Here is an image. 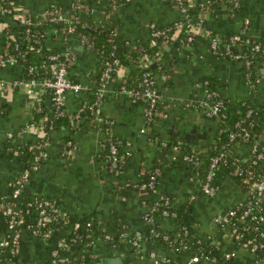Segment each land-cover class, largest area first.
<instances>
[{"label":"crops","instance_id":"1","mask_svg":"<svg viewBox=\"0 0 264 264\" xmlns=\"http://www.w3.org/2000/svg\"><path fill=\"white\" fill-rule=\"evenodd\" d=\"M9 1L15 8H25L35 17L50 5L59 7L63 14H73L70 0ZM113 1L117 4H112ZM238 2V6L233 8L225 1L215 0L213 12L201 14L205 25L211 32L226 35L240 30L247 18L246 33L252 38L263 39L264 0ZM83 5L82 14L87 17L85 23L88 27L110 29L121 42L133 49L150 39V22L160 27L171 26L180 21L181 16L170 0H84ZM5 37V22L0 20V56ZM204 40L201 36L195 38L191 49L179 53L168 77L158 80L159 114L148 128L143 103L132 101L120 91L126 70L120 66L113 74L102 98V113L113 120L115 136L130 142V146L122 151L131 152L124 156L117 175L109 170L107 164L104 146L107 133L101 124L89 117L84 118L81 126L71 133L73 145L68 158L62 154L66 148L65 137L70 134L68 128L60 126L51 132L49 144L45 147L46 156L31 172L24 185V193L51 197L71 219L89 215L100 228L105 227L109 220H116L122 226L140 229L144 223L142 212L146 204L151 203L150 199L155 200V194H141L135 184L144 173L160 165L162 172L158 193L170 195L173 206L188 201L192 193L196 195L189 216L195 235L218 246L221 255L234 251L226 264H264V252H252L237 243L228 227L222 228L214 221L226 208L243 201L246 192L242 184L226 170L219 169L216 173L217 191L213 195L204 194L197 189L196 183L188 180L190 165L179 155L173 158L175 152L171 148H162L157 143L158 139L175 143L193 133L198 134L196 140L187 141L204 148L215 138L216 121L208 118L203 109L183 104L186 99L203 98L202 86L199 88L196 82L207 80L209 86L231 106L233 115L241 113L247 101L254 106H264V75L250 84L242 62L229 55L212 53ZM40 47L43 52L64 51L67 47L72 49L74 59L67 67V76L84 87L79 91L65 92L64 109L71 112L87 102L96 88L103 55L97 49L86 46L79 36H66L62 29L46 34ZM40 53L32 56L38 65L42 57ZM26 59L27 54L14 63L0 66V152H4L0 153V196L7 198L28 160L20 149L32 148L42 137L41 126L30 124L33 122L32 107L41 97L42 87L30 86L25 82L14 84L15 80L24 77L23 64ZM255 118L258 124L256 130L264 133V113ZM236 150L242 155L249 153L244 143L236 146ZM31 215L36 216V211L33 210ZM66 224L53 230L49 238L33 235L28 229H23L16 253L1 252V264H51L50 250L59 240L66 239L70 229ZM159 224L168 233L177 227L166 216H161ZM6 226L5 216L0 209V241L6 236ZM93 236L96 244L93 253L95 264H102V258L117 256L121 258V264H153L152 252L170 260H183V257L189 256L188 252L184 255L176 253L170 241L156 247L148 242L136 256L126 253L123 246L111 249L95 234ZM63 251L75 256L76 245L69 244ZM218 262L219 259L217 262L204 259L201 264Z\"/></svg>","mask_w":264,"mask_h":264},{"label":"built area","instance_id":"2","mask_svg":"<svg viewBox=\"0 0 264 264\" xmlns=\"http://www.w3.org/2000/svg\"><path fill=\"white\" fill-rule=\"evenodd\" d=\"M84 0H70V7L73 14H63L59 7L55 5H50L46 8L39 16H33L25 8L17 9L9 0H0V14L5 15L7 13L13 14V17L20 20L21 23L26 25H34L42 22H61L65 25L62 27L51 26L41 33V36H46V34L54 33L57 29H62L65 35H76L79 36L81 42L86 44L90 48H95L93 42L84 34H74V23L80 20V14H82V8ZM172 4L178 8L180 12V21L173 24V28L170 32L165 31V27L157 26L154 22H150L148 27L150 28L151 43H155L156 37L163 38V42L168 40L170 37L169 33H172L173 38H177L178 32L182 29L187 30V36L184 42L180 45L179 53L184 49H191L192 43L197 37L209 38V47L212 53L217 55H229L234 59L242 62L246 69V78L250 84L257 82L262 75H264V59H258L252 57L254 53L260 52L264 54V41L261 39H255L250 37L246 33L248 19H244V23L240 30L231 32L230 34L223 36L218 33L211 32L210 29L205 25L204 17L201 16L202 13L213 12L214 6L209 7L208 1H202L199 4V19L193 21L190 19L189 6L192 0H170ZM230 3L231 7L236 8L239 4L238 0H221ZM112 4L116 5L117 2L113 1ZM5 22V21H4ZM84 24V23H83ZM171 27V26H169ZM5 44L3 46V53L0 56V66L6 64L14 63L23 58L29 51L33 53L41 52L40 59V70L42 72H49L48 76L34 77L29 76L26 79H17L14 81L16 83H28L30 86H40L49 90L51 93L52 105L56 116L66 117L67 122L70 127L77 130L81 125V112L88 109L91 112V117L93 121L99 123L103 126L107 133L106 142L104 144L106 148L107 164L110 171L114 174H118L122 167V162L124 156L129 155L131 152L127 150L126 152H119L118 147H128L130 142L126 141L120 137L115 136L113 132V120L106 117L102 113V98L104 92L107 90V84L112 78L113 74L118 67L121 66L119 58L115 55L113 51H110L106 57L104 66L100 71L99 81H97L96 88L94 89V98L91 101H87L74 111L67 112L64 109V97L65 92L79 91L84 86L75 80L70 79L67 76V67L73 61L74 54L72 49L67 47L64 51H55L44 53L40 47L41 36L30 37L26 36L25 39H31L28 47L22 50L21 46L16 43L9 49L11 38H15L14 33L8 32V23L5 22ZM108 41L112 42L115 35L114 31L109 29ZM169 34V35H168ZM197 34V35H196ZM17 39L23 41L22 35H18ZM98 50V49H97ZM249 54L251 57H249ZM160 59V53L154 56L146 54L141 57V65L149 64L152 62H157ZM49 61V63H46ZM174 66L166 67L162 70L160 74L155 76L143 73L142 78L139 82L138 88L127 87L124 83L120 85V91L125 93L132 101H140L144 105V116L146 118V128H148L152 122L156 119L159 114L158 104L160 102V94L158 91V80H165L168 77V73L172 71ZM35 71V66L29 64L27 68L28 73H33ZM196 86L203 91V98L201 99H186L184 101V106L186 107H198L204 110L206 116H214L219 120H226L227 110L224 109L227 103L225 99H214L213 96L217 95L214 89H211L209 82L204 80L202 82H196ZM39 100V99H38ZM34 110L40 109V102L36 103L32 107ZM254 113V105L247 101L244 103V110L241 113H237L235 117H238L235 126L239 129V134L241 136V143L247 145L249 153L247 155H242L237 152L234 147L232 148L229 144H222L219 148L214 146L211 147L214 150L208 156L209 162L208 166L204 168L203 166V156L208 150L207 147L200 148L197 145H190L189 148L185 149L182 145L177 142L169 144L167 140L158 139L157 143L162 148H171L175 153L172 155L176 158L177 155L190 165V171L188 173V180L197 184V189L207 195H213L217 191L216 183V173L219 169H224L221 167L222 163L228 160L232 161L233 171L232 174L240 176V182L245 189L246 197L243 201L238 202L236 205L226 208L220 215L215 218V222L218 226L224 228L228 227L231 235L238 241L239 244L245 246L252 252L260 253L264 252V171L255 174L252 169H247L243 163L251 159V163L264 164V133L258 132L252 126L255 121L251 116ZM34 122H30L33 124ZM253 124V125H252ZM36 125V124H35ZM145 128L142 129L144 132ZM237 133L232 131L229 133L230 140L235 139ZM216 141H212L215 143ZM49 144V139H41L38 144L34 145L39 148L38 152L34 154V159L31 165L23 168L20 175L15 179L11 195L13 197L18 196L21 190L24 188L25 183L28 181L30 174L35 170L42 158L46 156L45 147ZM66 148L63 151V156L68 158L72 153L73 140L68 139L65 141ZM211 144V143H210ZM209 144V145H210ZM237 145V146H238ZM129 149V148H128ZM218 149H220L218 151ZM225 170V169H224ZM162 169L160 165H156L152 169L148 170L149 177L147 180L137 182L135 187L139 193H147L156 195L155 200L146 204L144 211L142 212L143 221L151 224L153 222V211L156 206L161 203L160 214L166 217H172L176 215V211L172 208L171 197L163 192L158 193L159 178ZM196 195L192 193L188 198V202L194 199ZM35 208L37 213L36 216L31 218H26L24 216L23 208L16 207L15 202L11 201L7 197L0 196V209L2 210L6 222H7V233L6 236L0 241V264L2 263L1 252L6 253L5 249H8L7 253L11 255L15 254L18 248L19 236L23 229H28L33 235H38L42 238H49L53 232L52 227L47 223L49 219H57L67 221L69 215L62 211L53 199L42 198L34 201H27L26 206H32ZM30 210V209H28ZM52 212V215L50 214ZM252 215V222L248 221L246 218ZM25 224V225H23ZM90 222H87L89 225ZM24 226V227H23ZM79 221L73 223V235L69 240L61 239L56 244H54L50 250V262L51 264H74V258L68 255L63 250L68 248L69 244L76 245V241L79 237L76 230L79 228ZM183 233L187 234V229L183 227ZM123 236H126L128 230L126 227L123 228ZM155 236L159 235L153 228L150 230ZM139 235V232L136 233ZM89 245H95V238L90 235ZM108 238L109 235H106ZM164 240L168 239L166 234H162ZM183 241V239H180ZM132 243L134 246L140 250V245L137 238H133ZM181 247L183 249L187 248V243L181 242ZM177 248V247H176ZM234 254V251L224 253L222 255V261L219 264H226ZM152 257L153 264H170L171 260L166 257H159L154 252L150 253ZM8 257V256H7ZM10 257V256H9ZM208 259L210 261H216L217 258L212 255H205L203 258L197 253L190 254L186 259L182 261H174L172 264H201L202 260ZM126 264V263H123Z\"/></svg>","mask_w":264,"mask_h":264},{"label":"trees","instance_id":"3","mask_svg":"<svg viewBox=\"0 0 264 264\" xmlns=\"http://www.w3.org/2000/svg\"><path fill=\"white\" fill-rule=\"evenodd\" d=\"M202 1H208L209 7H211V5L213 7L215 4V0H193V3L191 2L190 4H187L189 6V15H190L191 20L197 21L199 19V10H200L199 4ZM0 20L8 23V28H7L8 32L14 33L16 36L15 38H11L10 40V46H9L10 50L12 46L15 45L16 43H18L21 46L22 50H25L28 47V44L31 42V39H27V38L25 39L24 37L26 36H30L33 38L39 37L41 36L40 34L43 33L44 30L48 27H51V26L62 27L65 25L64 23L59 24L58 22L51 23V24L49 22H42V23L34 24V25H26L24 23H21L20 20L15 19L13 17L12 12L7 13L5 15L0 14ZM86 20H87V17L84 14H80V20L74 23V31H73L74 34L82 33L86 35L93 42L95 49H98V51L103 55V58L101 59V63H100L101 67L99 68L100 71L104 66L106 55L110 51H113L115 55L119 58L121 67H124V69L126 70L124 73L125 79L122 83H124L127 87H130V88L139 87V82L144 72L149 75L155 76L157 74H160L164 68L169 67V66H174L175 60L177 56L179 55V49L181 47L180 45L184 42L187 36V30L182 29L178 32L177 38H173V36H171L172 33H169L170 37L165 42H163V38L156 37L155 43H151L152 39L150 37V39L148 38L147 41H142L139 46L133 49L132 47H130V45H127V43H124L123 41L121 42L120 39L117 37V35H114L113 41L109 42L107 40L109 36L108 35L109 29H106L104 27L103 28H90L85 23L87 22ZM169 26H165V29H166L165 31L169 32L170 30L171 32L173 28V24L171 25V27ZM18 35H22L23 41L21 39H17ZM226 35H223V36H226ZM44 37L45 36H41V39H43ZM205 39L206 40L204 41L207 44V47L210 49L209 47L210 39L208 37ZM261 40L264 41V38ZM49 52H53V51H46L44 53L46 54ZM159 53H160V59H158L155 65H152L151 63L146 64V65L140 64L141 57L143 55L149 54V55L154 56ZM27 55H28V59H26V61L23 64V66L25 67L23 69L24 77H22V79H26L29 76H34V77L39 78L42 76L49 75V72H42L40 70L41 68L38 65V63L32 60V56L34 55L32 51H29ZM249 57H251L250 54H249ZM252 57L258 58V59H264V54L260 52H256L254 53ZM46 63H49V61H46ZM29 64H33L35 66V71L33 73L27 72V68ZM100 71H99V74L97 75V81H99ZM210 88L212 89L213 87L210 86ZM41 97L39 98V100H37L40 102V109L34 110L32 108L33 110H32V119H31L36 125L41 126V130H42L41 139H49L51 132L54 131L56 128H59L60 126L67 127L70 132V134L65 137V141L68 139H72L71 133H73L76 130L70 127L69 123L66 120V117L56 116L54 107L52 105L51 93L49 92V90L42 88ZM93 98H94V92L90 94L89 101H91ZM213 98L214 99H218V98L224 99L219 94L214 95ZM78 107L79 106H77L76 108ZM224 109L227 110L226 120L222 121V120H219L217 117L214 118V121H216V128H215V138H213V140L216 142L212 143L213 141L212 140L208 143V147H207L208 150L203 156L204 168L208 166V162H209L208 156L210 155V153L214 152V150L211 149L212 146L219 148L222 144H229L231 145L232 148L234 147V149H236V146L238 145V143H241L242 138L239 134V129L238 127L235 126V123L238 120L237 119L238 117H235V115H233V113L231 112V106H228L227 103L225 104ZM260 113H264V106H254V113L251 116V118L252 119L254 118V121H255L254 125L252 124L253 125L252 127L254 129H256L258 126L255 117ZM91 115L92 114L88 109L83 110L81 112V121L84 118L91 117ZM207 117L212 118V116H207ZM232 131H235L237 135L235 139L230 140L229 133ZM167 141L169 144L173 143L172 140H167ZM262 141H264V139ZM38 142L36 144H38ZM176 142L182 145L183 148L185 149L189 148L191 145V142L187 141V139L176 141ZM123 149L124 148L122 147H118L119 152H122ZM20 150H22L21 153L25 154L28 158V160L25 162L24 167H23L25 168L31 165V162L34 159V154L38 152L39 148H37L36 146H33L32 148H28V149L21 148ZM219 150L220 149H218V151ZM0 153L3 154L4 152H0ZM250 160L251 159L249 158L243 163V165L247 169L249 170L252 169L255 174H259L264 171V164L263 165L260 164L259 166V164L251 163ZM160 167L162 168V166ZM221 167H223L227 172H229L232 175V177H234V179L237 180V182L241 183L240 176L231 173L233 171L232 170L233 164L231 160H228L227 162L222 163ZM148 177H149V173H144V175L139 180V182L143 180H147ZM186 197L187 195H185V198ZM42 198L52 199L51 197H47V196H36V195H31V194L26 195L24 193V188L21 190L18 196L13 197L11 194L8 196V199L15 202V208L16 207L23 208L24 216L28 219L33 217L31 215V212L35 210V208H33V205L26 206V202L30 200L36 202L37 199H42ZM193 200L194 199H192L190 202L185 200V202L182 204L172 206V208L176 211V215L170 218L176 223L177 227L173 232H170V233L162 229L159 224L160 218L162 216L160 214V211L162 208L160 202L152 213L153 222L149 224L143 221L144 222L143 227L140 229H132L127 226L126 229L128 230V233L126 236H123V232H122L125 226H122V224L121 223L119 224L118 222H116V220H109V222L105 225V227L100 228V226L97 227V224L95 223L94 219L91 218L89 215H86V216L84 215L80 218H73V219L69 218L66 221L67 224L65 223V221L57 220V219H54V220L49 219L47 223L52 227L54 231L59 229L61 226L65 224L69 226L70 229H69L68 234L66 235V239L69 240V238H71V236L73 235V232H72L73 223L75 221H79L80 226L76 230V233H75V234H78L79 237L76 241V253H75V256H73L74 264H95V261L93 258L94 245L88 244V241L90 240L89 234L90 235L95 234L97 236V239L100 238L104 242V244H106L111 249H116V248L123 246L127 250L126 253H130L134 255H136V253L139 251L138 248L134 246L132 243L133 238L136 237L141 249H143V245H145L148 242H150L153 246L156 247L161 244H166L170 241L171 247L176 253H180V254L183 253L182 255H184V253L188 252L190 255L195 252L202 258L205 255H212V256H215L217 259H219V262H220L223 259H222V255L219 252L218 246H216L215 244L209 241L202 240L194 233L192 223L191 221H189V216L193 209L192 208ZM150 201L152 202L153 200L150 199L149 202ZM50 214L52 215V212H50ZM246 219L252 222L253 216L250 215ZM87 222H90V224L87 225ZM183 227L187 229L186 235L183 233L184 231ZM151 228H153L156 232H158L159 235L155 236L154 233H151L150 232ZM137 231L139 232V235L136 234ZM162 234H166L168 236V239L164 240L162 238ZM106 235H109V237L107 238ZM180 239H183V241H181ZM181 242L187 243L188 247L183 249V247H181L182 245ZM236 242L238 243V241ZM5 251L8 252V249H5ZM136 256H138V254ZM187 257L188 256H185L183 257V259L184 258L186 259ZM174 261H182V260L180 259L171 260V262H174ZM171 262L170 264H172ZM219 262L217 264H219ZM126 264H129V263H126Z\"/></svg>","mask_w":264,"mask_h":264},{"label":"water","instance_id":"4","mask_svg":"<svg viewBox=\"0 0 264 264\" xmlns=\"http://www.w3.org/2000/svg\"><path fill=\"white\" fill-rule=\"evenodd\" d=\"M61 22H59V24H60ZM155 63H152V65H154ZM215 117L214 116H212V118L211 119H214ZM142 137H145L146 135L145 134H140ZM197 135L198 134H193V133H191V134H189L188 136H186V139L188 140H191V141H193V140H196V137H197ZM189 137V138H188ZM185 162V161H184ZM161 254H162V252H161ZM101 262H102V264H121V262H122V260H121V258L120 257H115V258H111V257H105V258H102V260H101Z\"/></svg>","mask_w":264,"mask_h":264}]
</instances>
